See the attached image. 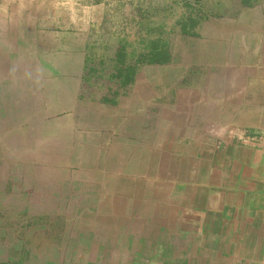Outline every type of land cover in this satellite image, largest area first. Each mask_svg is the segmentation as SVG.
Listing matches in <instances>:
<instances>
[{
    "label": "crops",
    "instance_id": "crops-1",
    "mask_svg": "<svg viewBox=\"0 0 264 264\" xmlns=\"http://www.w3.org/2000/svg\"><path fill=\"white\" fill-rule=\"evenodd\" d=\"M31 18L0 17V264H264V0L127 85Z\"/></svg>",
    "mask_w": 264,
    "mask_h": 264
},
{
    "label": "rangeland",
    "instance_id": "rangeland-1",
    "mask_svg": "<svg viewBox=\"0 0 264 264\" xmlns=\"http://www.w3.org/2000/svg\"><path fill=\"white\" fill-rule=\"evenodd\" d=\"M256 0H0V17L88 28L82 85H117L120 57L135 64L157 38L169 40L184 25L211 15L235 14ZM5 14V15H4ZM2 20V19H1ZM196 23L194 25V28ZM120 53V54H119ZM119 55V56H118ZM89 88L85 89V93ZM96 91L97 89H91ZM92 92H88V94Z\"/></svg>",
    "mask_w": 264,
    "mask_h": 264
},
{
    "label": "trees",
    "instance_id": "trees-1",
    "mask_svg": "<svg viewBox=\"0 0 264 264\" xmlns=\"http://www.w3.org/2000/svg\"><path fill=\"white\" fill-rule=\"evenodd\" d=\"M196 25L198 24L197 21H195ZM194 24L191 26L184 25L182 28V32L184 33H194ZM196 27V26H195ZM168 40L157 38L150 42V45H148L147 48L148 51L144 53H140L139 58L137 59L135 64H129L127 63L126 59L124 57H120L119 61V74L118 76L120 78H123L121 80L122 85H127L132 81L134 78V74L136 72V69L139 65L145 64V63H163L167 62L169 60V44ZM120 54V53H119ZM119 56V55H118Z\"/></svg>",
    "mask_w": 264,
    "mask_h": 264
}]
</instances>
